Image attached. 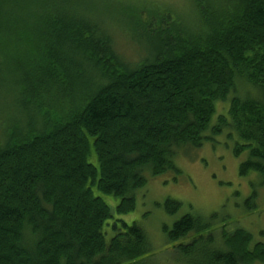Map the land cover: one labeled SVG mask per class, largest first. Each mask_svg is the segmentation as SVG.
<instances>
[{"label": "trees", "instance_id": "1", "mask_svg": "<svg viewBox=\"0 0 264 264\" xmlns=\"http://www.w3.org/2000/svg\"><path fill=\"white\" fill-rule=\"evenodd\" d=\"M91 1L156 15L133 66L71 0L31 12L26 0H0V264H158L143 227L109 222L94 189L118 198V214L134 210L145 174H181L179 151L207 132L226 130L232 153L246 152L239 174L264 182V0H188L182 16L157 1ZM180 204L162 206L174 214ZM216 217L162 226L177 262L264 264L263 242L215 229Z\"/></svg>", "mask_w": 264, "mask_h": 264}, {"label": "rangeland", "instance_id": "2", "mask_svg": "<svg viewBox=\"0 0 264 264\" xmlns=\"http://www.w3.org/2000/svg\"><path fill=\"white\" fill-rule=\"evenodd\" d=\"M121 0H117V3ZM132 2H160L162 10L182 16V7H187L188 0H130ZM107 3V0H104ZM91 0H71V9L78 13L84 20L105 26L111 36L114 49L128 63L133 66L140 57V46L146 41L149 30H155L158 26L155 14H143L139 19L128 12H122V7H114L109 10L104 3H95ZM39 0H26L24 10H36ZM124 6V5H123ZM189 8V6H188ZM99 10L103 12H98ZM85 11V12H84ZM31 12V11H29ZM39 12V11H36ZM151 21V24L149 22ZM153 21L156 26H153ZM10 45V44H8ZM241 91V90H240ZM250 94L255 93L252 88H246ZM229 100L217 102L216 112L211 123H214L219 113L227 114ZM203 141L198 148L185 147L179 151L175 158L181 174L167 172L161 175L151 176L145 174L147 183L135 193V209L118 214L115 206L118 198L106 195L98 189L94 194L101 196L109 205L113 218L121 219L130 224L133 221L139 223L148 234L153 246L155 259L158 264H181L173 255V245L165 238L162 226H171L172 223L185 213H192L209 217L213 213L215 229L223 224L230 228L239 226L249 231L254 240L264 243V182L257 172L251 171L247 175H240L239 163L246 158V152L239 156L232 153V142L226 137L227 131L221 134L211 135ZM90 162H96L95 157H89ZM166 198L179 201L180 207L174 214L165 211L162 204ZM116 231L111 229L105 235L106 240ZM193 233L187 238L192 237Z\"/></svg>", "mask_w": 264, "mask_h": 264}]
</instances>
